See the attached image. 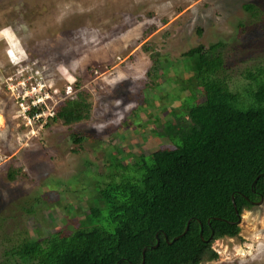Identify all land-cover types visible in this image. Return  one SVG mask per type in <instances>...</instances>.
Masks as SVG:
<instances>
[{
    "label": "rangeland",
    "instance_id": "1",
    "mask_svg": "<svg viewBox=\"0 0 264 264\" xmlns=\"http://www.w3.org/2000/svg\"><path fill=\"white\" fill-rule=\"evenodd\" d=\"M247 2L257 0H0V260L25 239L79 227L90 212L79 201L91 195L89 183L75 181L79 172L94 164V172L103 173L109 157H117V165L132 164L134 155L174 146L170 137L145 139L181 111L180 100L166 97L172 86L164 68L152 77L157 53L169 59L166 74L178 87L182 79L170 64L200 44L225 43L234 81L264 61V33L259 18L244 8ZM159 81L165 88L152 85ZM85 90L87 119L50 121L60 104ZM202 94L185 90L183 96L201 100ZM149 99L166 105L148 112L143 105ZM80 131L87 133L81 148L73 138ZM59 180L75 184L65 193L66 206L50 207L43 183ZM239 224V236L213 242L218 258L205 264H264V198L244 209Z\"/></svg>",
    "mask_w": 264,
    "mask_h": 264
},
{
    "label": "trees",
    "instance_id": "2",
    "mask_svg": "<svg viewBox=\"0 0 264 264\" xmlns=\"http://www.w3.org/2000/svg\"><path fill=\"white\" fill-rule=\"evenodd\" d=\"M262 1L243 6L259 18L258 27L264 33ZM240 30L244 37L242 23ZM224 46L223 41L208 47L200 44L172 62L170 68L182 79L181 87L166 74L169 59L157 53L152 77L164 68V80L175 89L166 97L180 100L181 111L166 116L145 139L170 137L174 146L162 145L148 154L134 155L132 164L117 165L113 163L117 157H109L112 163L103 173L94 172L97 166L88 161L92 171L83 170L75 177V181L89 183L91 194L79 201L90 205L79 227L71 234L63 229L43 239H25L11 247L0 264H143L144 249V264L216 260L213 242L239 236L242 212L264 196V61L245 68L234 81ZM152 85L165 88L162 81ZM185 90L201 91L203 97L187 98ZM88 93L79 91L76 98L60 104L50 121L73 124L87 119L91 112ZM165 105L149 99L143 107L149 112ZM133 114L138 120L139 114ZM155 117L152 114L148 122ZM73 138L81 148L87 133L75 132ZM9 177L14 179L13 172ZM75 181H45L41 194L50 207H64L65 193ZM75 204L82 210V205Z\"/></svg>",
    "mask_w": 264,
    "mask_h": 264
},
{
    "label": "water",
    "instance_id": "3",
    "mask_svg": "<svg viewBox=\"0 0 264 264\" xmlns=\"http://www.w3.org/2000/svg\"><path fill=\"white\" fill-rule=\"evenodd\" d=\"M233 203H234V206H235V208H236L237 206H236V203L234 202V200H233ZM188 228H189V222H188V224H187V227H186L185 232L188 230ZM185 232H184V233H185ZM177 238H178V237H176L175 239H177ZM145 251H146V249L143 250V257H144L143 264H144V261H145Z\"/></svg>",
    "mask_w": 264,
    "mask_h": 264
},
{
    "label": "clouds",
    "instance_id": "4",
    "mask_svg": "<svg viewBox=\"0 0 264 264\" xmlns=\"http://www.w3.org/2000/svg\"><path fill=\"white\" fill-rule=\"evenodd\" d=\"M263 198H264V196L262 197V199H261L260 201H258V202H256V203H261V201L263 200ZM256 203H255V204H256ZM255 204H254V205H255ZM240 218H241V216H240ZM213 248H214V247H213ZM214 249H215V248H214ZM215 251H216V249H215ZM217 253H218V252H217Z\"/></svg>",
    "mask_w": 264,
    "mask_h": 264
},
{
    "label": "bare ground",
    "instance_id": "5",
    "mask_svg": "<svg viewBox=\"0 0 264 264\" xmlns=\"http://www.w3.org/2000/svg\"><path fill=\"white\" fill-rule=\"evenodd\" d=\"M3 122V120H2V118L0 117V123H2Z\"/></svg>",
    "mask_w": 264,
    "mask_h": 264
},
{
    "label": "flooded vegetation",
    "instance_id": "6",
    "mask_svg": "<svg viewBox=\"0 0 264 264\" xmlns=\"http://www.w3.org/2000/svg\"><path fill=\"white\" fill-rule=\"evenodd\" d=\"M256 203V202H255Z\"/></svg>",
    "mask_w": 264,
    "mask_h": 264
}]
</instances>
